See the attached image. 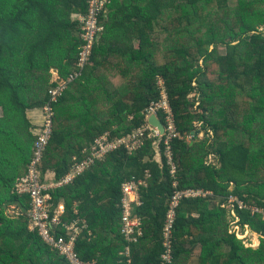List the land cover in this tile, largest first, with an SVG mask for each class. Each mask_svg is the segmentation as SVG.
<instances>
[{"label": "trees", "instance_id": "1", "mask_svg": "<svg viewBox=\"0 0 264 264\" xmlns=\"http://www.w3.org/2000/svg\"><path fill=\"white\" fill-rule=\"evenodd\" d=\"M86 3L0 0V264H69L29 230L30 198L13 193L27 175L37 140L28 112L49 103L57 85L53 71L63 79L80 76L52 104L44 175L52 172L60 181L73 160H85L105 135L118 139L139 129L144 111L160 99V78L177 132L193 136L191 144L171 142L179 189H203L222 199L213 209L208 200L180 203L173 264H192L196 251L195 264H264V219L250 210L264 211V0H111L91 62L80 69L83 43L73 17L85 15ZM158 119L163 124L161 114ZM198 131L205 133L203 140L196 138ZM151 136L134 154L111 153L71 186L50 193L54 208L64 202L63 223L88 224L77 241L82 261L161 263L173 189L164 157L162 168L153 160ZM159 149L163 154L162 143ZM210 158L217 164H209ZM133 179L147 187L135 211L143 237L131 245L128 260L122 186ZM231 197L248 208L235 207L237 227L259 236L258 249L231 234L222 208ZM12 206L18 217L7 214Z\"/></svg>", "mask_w": 264, "mask_h": 264}, {"label": "built area", "instance_id": "2", "mask_svg": "<svg viewBox=\"0 0 264 264\" xmlns=\"http://www.w3.org/2000/svg\"><path fill=\"white\" fill-rule=\"evenodd\" d=\"M110 3L111 0H87L85 15L73 17L74 22L78 25L79 36L83 43L80 48V57L77 63L80 69H83L91 62V52L95 44L98 43L100 33L102 32L99 21L100 18L107 13ZM54 75L55 80L53 83L57 85L49 91V103L40 109L44 118V123L38 126L34 131L37 140L33 148L32 161L28 167L27 175L17 181L13 193L20 197L27 196L30 198L31 208L27 214L29 230L33 233H38L43 243L53 252L64 257L69 264H96L94 262L82 261L76 250L77 241L80 239L83 231L86 230V224L82 226L80 219H76L69 224L63 223L65 208L59 207L55 209L52 205V197L49 193L51 189L46 185L45 175L40 169L53 136V118L55 112L52 104L58 102L68 88L69 83L79 77L80 73L76 72L67 79L61 78L57 72H55ZM156 86L160 92V99L157 102L151 103L144 111L145 123L126 137L111 139L109 135H105L96 141L88 150V157L81 162L74 159L69 173L60 181H57L55 187L63 188L72 185L79 177L84 175L85 172L89 171L96 162L104 161L111 153L126 150L132 155L142 147L143 141L149 139L151 135L152 138L158 139V132L148 125L147 120L151 116H155L158 119V115L161 114L164 121L162 124L164 133L161 137V143L164 149L162 156L166 161V166L168 167L172 179L173 194L167 203L162 242L163 253L161 255L160 264H173V228L176 220V210L180 203L185 200H208L213 203L218 199L213 193L203 189H179L176 180L177 167L172 155L171 142L174 139H178L190 143L193 136L182 137L177 132L164 82L160 78H157ZM145 175V178H148V173ZM146 187L147 184L145 180L137 179L127 181L122 186L123 216L121 234L129 246L125 251L128 260L131 245H136L139 239L143 237L142 220L135 215V211L142 207L140 192L142 188ZM236 206H238L240 210L248 209L235 197H231L222 208L235 212ZM250 210L253 215L260 214L264 218V211L258 208H250ZM61 229L65 232L64 236L60 234Z\"/></svg>", "mask_w": 264, "mask_h": 264}, {"label": "rangeland", "instance_id": "3", "mask_svg": "<svg viewBox=\"0 0 264 264\" xmlns=\"http://www.w3.org/2000/svg\"><path fill=\"white\" fill-rule=\"evenodd\" d=\"M219 53L221 55H225L226 49L224 47H219ZM54 73H55V71H53V79H52V82H54V80H55ZM193 98H194V96L190 97V99H193ZM31 112L32 113H37V112L38 113H41V116H42V112L40 110H34V111H31ZM0 115H1V109H0ZM43 123H44V118L42 120V124ZM203 139H204V136H203ZM209 164H212V165L217 164L215 158H210L209 159ZM232 187H234V186H232ZM233 189L234 188H232V190ZM221 201H222V199H219L218 198V200L215 201V202L218 205V204L221 203ZM226 211L228 213L227 219H228V222L230 224V232H231V234L235 233L236 236H237V238L239 240L243 241L244 245L247 248L258 249V247L260 245V238H259V236L252 234L248 229L245 232H243V230L241 228L237 227V223H238L237 214L235 212H233V211H230L229 209H226ZM19 213L20 212H19V210L17 209L16 206H12V207H9L7 209V214L9 216H11V217H18L19 216ZM198 254H199L198 251L194 253L193 258H192V261H191L192 264H195L196 257L198 256Z\"/></svg>", "mask_w": 264, "mask_h": 264}, {"label": "crops", "instance_id": "4", "mask_svg": "<svg viewBox=\"0 0 264 264\" xmlns=\"http://www.w3.org/2000/svg\"><path fill=\"white\" fill-rule=\"evenodd\" d=\"M106 15H107V13L105 14V16L104 17H106ZM134 43H133V45H134V47H136L137 46V41H133ZM28 117H29V119L31 120V122H32V124L34 125V126H36V127H38V126H40L41 124H42V120H43V116H41V113H32L31 111L30 112H28ZM197 133H199V135L197 136L196 135V138L198 139V140H202L203 139V136L205 137V133H203V132H201V131H198ZM196 133V134H197ZM191 144V143H190ZM160 155H161V159L158 157V155L156 154L155 155V157H154V162L159 166V168H160V160H162V154L160 153ZM76 159V158H75ZM83 176V175H82ZM81 176V177H82ZM45 180H46V185L51 189L50 191H49V193H52V192H54V191H56V190H60V189H63V188H65V187H63V188H60V187H55V184H56V182H57V179H56V176H55V174L54 173H52V172H48L46 175H45ZM75 183V182H74ZM73 183V184H74ZM71 186V185H70ZM67 187H69V186H67ZM212 203H210V209H213L214 207H213V204L211 205ZM59 207H62V208H65L64 207V202L63 201H61L60 203H59V205H58V207L57 208H59ZM57 208H55V209H57ZM74 212H75V215L77 214L78 215V207H77V205H75V208H74ZM81 220V223H82V226H83V224H86V229H88V224L86 223V221L85 220H82V219H80ZM85 231V230H84ZM83 231V232H84ZM83 234V233H82ZM89 234H91V233H89ZM82 236V235H81ZM81 236H80V238H81ZM197 252V251H196Z\"/></svg>", "mask_w": 264, "mask_h": 264}, {"label": "water", "instance_id": "5", "mask_svg": "<svg viewBox=\"0 0 264 264\" xmlns=\"http://www.w3.org/2000/svg\"><path fill=\"white\" fill-rule=\"evenodd\" d=\"M147 123L151 128L155 129L159 134V138L156 139V141L153 143V150H154L155 155L157 154L158 157L161 159L159 145L161 143V137L163 136V133H164L163 126L161 122L155 116L149 117L147 120ZM196 135L198 136L199 133H197ZM159 164H160V168H162V162H160Z\"/></svg>", "mask_w": 264, "mask_h": 264}]
</instances>
